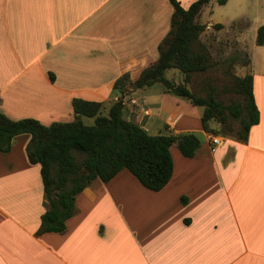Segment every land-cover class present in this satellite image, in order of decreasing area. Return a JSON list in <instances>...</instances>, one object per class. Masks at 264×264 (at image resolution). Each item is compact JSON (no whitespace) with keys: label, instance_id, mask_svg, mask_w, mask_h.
Instances as JSON below:
<instances>
[{"label":"crops","instance_id":"obj_1","mask_svg":"<svg viewBox=\"0 0 264 264\" xmlns=\"http://www.w3.org/2000/svg\"><path fill=\"white\" fill-rule=\"evenodd\" d=\"M178 1L187 9L197 0ZM173 13L170 0H0V111L50 125L75 119L74 98L119 100L116 80L127 72L136 80L157 61ZM258 29V50L240 75L252 74L260 113L247 142L217 134L223 142L213 150L204 107L160 84L123 98L126 118L149 133L203 138L193 157L171 148L174 173L159 191L128 170L108 183L97 178L77 196L64 232L39 233L47 209L41 165L28 159L31 135L16 136L0 151V264H264Z\"/></svg>","mask_w":264,"mask_h":264},{"label":"trees","instance_id":"obj_2","mask_svg":"<svg viewBox=\"0 0 264 264\" xmlns=\"http://www.w3.org/2000/svg\"><path fill=\"white\" fill-rule=\"evenodd\" d=\"M170 1L174 6L171 30L159 45V58L136 80L128 72L116 80L114 90L119 100L107 103L74 98L75 119L50 125L35 118L14 120L0 111V151L9 152L16 136L30 134L28 159L41 165L47 209L39 233L64 232L75 212L77 196L95 179L108 183L128 170L143 186L159 191L174 173L171 148L177 146L185 157H193L202 146L196 133L166 130L152 135L126 118L123 98L132 90L160 84L165 92L204 107L202 126L213 135L220 134L211 126L216 121L226 126L225 135L247 142L250 128L259 122L252 74L233 75V90L241 98L236 106L225 105L215 95L203 97L191 90L188 84L193 74L207 72L213 65L210 50L201 40L207 25L200 21L203 8L211 0H197L187 9L178 0ZM216 1L220 5L228 2ZM216 26L222 28L221 24ZM257 43L264 45V24L258 29ZM171 70L181 80L171 74L168 77ZM229 114L240 120L238 130L229 126ZM85 117H94L95 123L88 124Z\"/></svg>","mask_w":264,"mask_h":264},{"label":"rangeland","instance_id":"obj_3","mask_svg":"<svg viewBox=\"0 0 264 264\" xmlns=\"http://www.w3.org/2000/svg\"><path fill=\"white\" fill-rule=\"evenodd\" d=\"M263 4L262 0H228L226 4L220 5L216 0H211L204 7L202 23H213L214 26L206 28L201 40L210 50L213 65L207 72L193 74L188 85L195 94L203 97L215 95L225 105L236 106L241 102L240 96L233 90V75L243 74L242 66L247 63L249 53L255 54V50H258L256 30L264 24ZM216 24H221L222 28ZM170 74L178 81L181 80V76L174 73V70L169 71L167 76L170 77ZM85 121L94 124L95 118L85 117ZM229 121L230 127L239 129L240 120L229 114ZM214 122L220 131L218 135L225 134L226 126ZM150 134L157 135L158 132L151 131ZM197 136L203 140L201 134L197 133ZM79 159L82 158L79 156Z\"/></svg>","mask_w":264,"mask_h":264},{"label":"built area","instance_id":"obj_4","mask_svg":"<svg viewBox=\"0 0 264 264\" xmlns=\"http://www.w3.org/2000/svg\"><path fill=\"white\" fill-rule=\"evenodd\" d=\"M145 114H147L148 112L147 111H144ZM212 142H213V150H216V148H218L222 142H223V139L222 137L218 136V135H214L212 136Z\"/></svg>","mask_w":264,"mask_h":264}]
</instances>
